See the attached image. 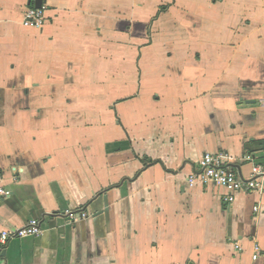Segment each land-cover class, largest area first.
Instances as JSON below:
<instances>
[{"label":"crops","instance_id":"crops-1","mask_svg":"<svg viewBox=\"0 0 264 264\" xmlns=\"http://www.w3.org/2000/svg\"><path fill=\"white\" fill-rule=\"evenodd\" d=\"M263 100L264 0H0L2 264H264V192L191 183L264 163Z\"/></svg>","mask_w":264,"mask_h":264},{"label":"built area","instance_id":"built-area-1","mask_svg":"<svg viewBox=\"0 0 264 264\" xmlns=\"http://www.w3.org/2000/svg\"><path fill=\"white\" fill-rule=\"evenodd\" d=\"M47 8H30L24 14L22 25L26 28L41 30L47 23ZM264 106V100L262 101ZM252 160L251 157L248 158ZM253 162V161H252ZM200 173L191 178V183L196 182L212 183L220 186L228 192L225 202L231 205L241 192H264V163L253 162L251 177L243 179L233 168L228 167L222 156L206 154L200 161ZM12 195L5 186V179L0 173V197L7 199ZM258 210V208H255ZM64 216L73 223L84 220L88 217L86 211H68ZM43 233L41 220L33 219L23 227L15 231H0V258L7 249L10 242L16 239L37 237ZM259 249H256L254 259L257 260ZM2 264V260H0Z\"/></svg>","mask_w":264,"mask_h":264},{"label":"water","instance_id":"water-1","mask_svg":"<svg viewBox=\"0 0 264 264\" xmlns=\"http://www.w3.org/2000/svg\"><path fill=\"white\" fill-rule=\"evenodd\" d=\"M38 8H41V3H38ZM2 255H5V251L3 252Z\"/></svg>","mask_w":264,"mask_h":264}]
</instances>
